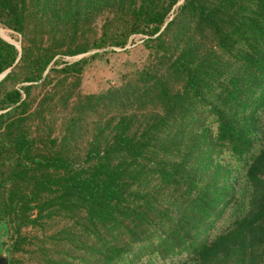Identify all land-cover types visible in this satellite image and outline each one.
I'll return each instance as SVG.
<instances>
[{
    "label": "trees",
    "instance_id": "1",
    "mask_svg": "<svg viewBox=\"0 0 264 264\" xmlns=\"http://www.w3.org/2000/svg\"><path fill=\"white\" fill-rule=\"evenodd\" d=\"M181 2L0 0L22 37L0 36L11 264H264V0ZM134 35L154 57L136 79L68 83L88 60L63 58Z\"/></svg>",
    "mask_w": 264,
    "mask_h": 264
},
{
    "label": "rangeland",
    "instance_id": "2",
    "mask_svg": "<svg viewBox=\"0 0 264 264\" xmlns=\"http://www.w3.org/2000/svg\"><path fill=\"white\" fill-rule=\"evenodd\" d=\"M108 17L109 14L106 13L100 16L94 23L93 26L97 32H101V27ZM0 35L18 48L21 47L22 37L19 34L0 26ZM147 39L148 37L145 35H134L130 38L124 49L109 47L101 50H92L81 56L63 58L62 60L69 64L83 59L88 60L80 78L77 80L70 78L68 83L77 82L76 92L81 95L99 94L112 87L128 84L130 81L136 79L138 72L148 67L154 60V57L151 55L152 51L145 46ZM64 115L58 114L54 119L56 120L53 123L55 136L61 137L63 134L62 124ZM32 233L34 235V232ZM16 258L19 260V264L34 263V260L26 254H18Z\"/></svg>",
    "mask_w": 264,
    "mask_h": 264
},
{
    "label": "water",
    "instance_id": "3",
    "mask_svg": "<svg viewBox=\"0 0 264 264\" xmlns=\"http://www.w3.org/2000/svg\"><path fill=\"white\" fill-rule=\"evenodd\" d=\"M12 69H10L9 71H11ZM3 77L4 76L0 77V80H2ZM8 235H9V231L7 225L0 223V264H11V254L10 252H7L6 249L4 248V243L8 239Z\"/></svg>",
    "mask_w": 264,
    "mask_h": 264
}]
</instances>
